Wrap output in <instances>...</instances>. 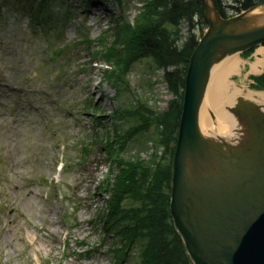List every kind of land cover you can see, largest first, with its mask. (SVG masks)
I'll return each mask as SVG.
<instances>
[{
    "label": "rangeland",
    "instance_id": "1",
    "mask_svg": "<svg viewBox=\"0 0 264 264\" xmlns=\"http://www.w3.org/2000/svg\"><path fill=\"white\" fill-rule=\"evenodd\" d=\"M17 1L4 4L0 0V264H112L110 240L91 258L80 260L83 252L75 250L80 241L90 250L100 239L99 229L90 223L105 207L97 189L108 176L102 134L114 138L118 131L122 158L148 160L159 143L158 118L174 95L162 80L163 71L149 58L138 56L125 68L133 58L125 52L119 67L103 65L102 69L96 39L104 34L113 40L111 21L131 25L142 19L143 12L151 16L145 9L149 0H118L117 6L102 0L105 10L94 5L88 13H82L83 0H51V13L40 26L31 25L30 17L10 8ZM223 1L225 8L239 6L236 0ZM65 21L69 24L64 25ZM184 22L180 45L187 35ZM195 22L200 24L198 19ZM124 41L122 35L114 46L119 55L134 50ZM254 54L255 50L250 51L240 59L247 64ZM93 58L98 61L93 63ZM57 70L60 75L55 82ZM247 72V67L242 68V74L229 79L262 91L253 88ZM92 106L104 115L102 122L95 121L88 109ZM82 144L90 145L85 162L80 159ZM62 155L69 167L60 184L48 189L44 182L55 174ZM48 192L51 197L44 200ZM65 218L68 223H63ZM64 232L69 233L71 244L62 257L59 243ZM136 249L135 244L124 264H137Z\"/></svg>",
    "mask_w": 264,
    "mask_h": 264
},
{
    "label": "water",
    "instance_id": "2",
    "mask_svg": "<svg viewBox=\"0 0 264 264\" xmlns=\"http://www.w3.org/2000/svg\"><path fill=\"white\" fill-rule=\"evenodd\" d=\"M202 3L208 30L186 70L169 214L192 264H264V113L238 98L233 113L248 136L240 153L199 130L214 66L264 45V5L222 19L211 0Z\"/></svg>",
    "mask_w": 264,
    "mask_h": 264
},
{
    "label": "trees",
    "instance_id": "3",
    "mask_svg": "<svg viewBox=\"0 0 264 264\" xmlns=\"http://www.w3.org/2000/svg\"><path fill=\"white\" fill-rule=\"evenodd\" d=\"M115 1L119 4L118 0H113ZM213 2L219 10L221 0ZM236 3L246 10L264 3V0H236ZM39 5L42 6L41 9L52 6L49 2ZM145 9L151 16L148 17L143 12L141 20L148 21L150 26L142 28L143 25L136 23L135 30L130 31L129 26L126 30L125 26L117 24L113 42L109 47H105V53L100 56L111 62L113 67H119L122 56L114 51V46L123 35L125 46L134 48L133 51L126 49L122 52H126L128 57H133L126 62L125 68L138 56L152 59L156 69L163 71L162 79L176 99L163 117H156L157 126L161 125L159 143L148 160L138 156L133 159L122 158V149L114 148L111 146L113 141L107 139L105 149L108 162L115 166L112 182L108 184L112 198L107 204V226L114 228V235L118 240L115 252L119 260L125 259L129 248L138 243L141 250L138 264H191L173 231L168 206L171 159L181 110L185 72L196 43L191 39L188 43L181 44L180 48L176 47L178 37L170 28L183 21L192 27L196 19L204 24V8L201 0H150ZM221 15L224 16L222 13ZM253 87L264 90V73L254 79ZM142 125L144 124H140ZM121 139L122 137H117V141ZM160 148L162 151L159 155L157 150Z\"/></svg>",
    "mask_w": 264,
    "mask_h": 264
},
{
    "label": "bare ground",
    "instance_id": "4",
    "mask_svg": "<svg viewBox=\"0 0 264 264\" xmlns=\"http://www.w3.org/2000/svg\"><path fill=\"white\" fill-rule=\"evenodd\" d=\"M1 1L4 4L5 3L9 4L11 2V0H1ZM33 1L34 0H29V2H33ZM21 2H22L21 0L17 1L10 8L20 13H23L24 15H27L28 17L37 20L42 24H46V21L48 20V15L46 14L49 12L51 13L50 7H44L43 9H41L42 6L40 5L30 4V3L25 4L24 2L22 3ZM82 5L84 9V12L82 13H86V12L88 13L89 9L94 5L100 6L104 10L106 6L104 2H102V0H88L85 2L83 0ZM236 10L237 11L235 13H232V17L245 13L242 8ZM45 11L47 12L45 13ZM255 11H252V14L253 13L256 14ZM220 17L222 19L230 18L224 16L223 17L220 16ZM203 21L204 24L201 21L202 25L194 21L192 27H190L186 22H184L187 26V35L184 38L182 44H184L185 42L188 43L189 40L193 39L194 42L196 43L195 45L196 47L198 43L201 42L202 38L204 37V35L208 30V26L205 20V13H203ZM136 23L139 26L143 25L142 28L145 26H147L148 28L150 26V24H147L148 21L147 22L142 21L140 18L136 19L135 22H133L131 25L127 21H123L122 25L125 26L127 30L129 29L127 28L129 25L135 28V26H137ZM66 24H69V22L65 21L64 25ZM180 24L181 23L173 27L174 28L173 31L176 33L178 37L175 43L177 45L176 47L178 48L181 47L180 36H179ZM198 25H200V27ZM101 40H102L101 37H98L96 39V41H101ZM123 55L124 54H121L122 57ZM239 55L240 54L231 55L230 57L224 59L220 64L214 66V68L212 69L205 89V95L200 105L199 130L204 137L210 138L211 140H213L214 143L219 144V140H222L221 142L222 144L231 145L233 150L238 149V152L240 153V149L245 148V142L247 141L248 136L245 133L243 126L235 116L236 114L233 113V107L237 104L238 98H241L244 103L245 102L249 103V105L253 106L256 110H261L264 113V90L262 91H258L254 89L250 90L251 88L249 87L246 89L242 86L241 83H237V80L233 78H232L233 80L229 79V77L234 76V78H237L238 75L242 74V68L243 70H245L246 67L248 68L247 74H249L254 79L262 76V69L264 66V45H260L258 48H256L254 59L252 62H249L247 64L244 63L243 60L240 59ZM97 89L99 93V98H101L102 92L100 90V84L97 85ZM90 97L91 96H89V98ZM172 102L173 101L169 102V106H171ZM165 113L166 111L162 112V114ZM103 144H107V141H104ZM111 146H114V148H121L118 146V141L116 137H114ZM244 157L248 158L246 154L244 155ZM170 181H171V169H170ZM169 195H170V191H169ZM168 214H169V206H168ZM169 218L171 219L170 214H169ZM173 231L177 235L183 246L181 237L174 228ZM117 238H119V235H117ZM135 244L138 248V250L137 249L136 250H137V260L139 261L141 250L138 243H134L129 248L127 258L132 256L131 253H132V249L135 247ZM187 258L189 262L192 264L188 256Z\"/></svg>",
    "mask_w": 264,
    "mask_h": 264
}]
</instances>
